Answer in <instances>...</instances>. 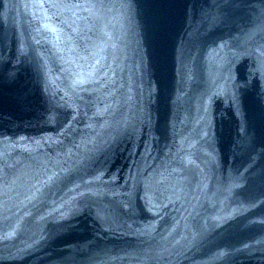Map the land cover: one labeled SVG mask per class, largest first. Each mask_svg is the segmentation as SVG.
Returning <instances> with one entry per match:
<instances>
[{"label":"water","instance_id":"water-1","mask_svg":"<svg viewBox=\"0 0 264 264\" xmlns=\"http://www.w3.org/2000/svg\"><path fill=\"white\" fill-rule=\"evenodd\" d=\"M0 264H264V0H0Z\"/></svg>","mask_w":264,"mask_h":264}]
</instances>
